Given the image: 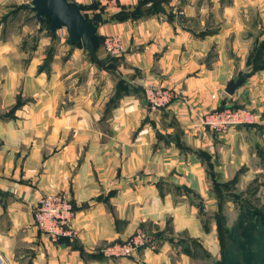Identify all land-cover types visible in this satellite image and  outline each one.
Listing matches in <instances>:
<instances>
[{"label":"crops","instance_id":"crops-1","mask_svg":"<svg viewBox=\"0 0 264 264\" xmlns=\"http://www.w3.org/2000/svg\"><path fill=\"white\" fill-rule=\"evenodd\" d=\"M27 1L0 0V264H204L192 238L212 264L214 225L204 230L199 203L216 201L214 180L241 165L249 174L257 129L256 170L264 174V66L252 65L264 62V0H73L98 37L118 33L125 49L98 64L101 85L90 76L67 93L61 80L76 72L69 68L89 61L64 41L65 29L54 33L48 65L43 30L31 50L27 21L19 35H4L10 11ZM145 82L181 86L185 95L149 110ZM232 104L251 108L256 124L218 131L201 122L203 112ZM53 191L66 192L75 209L74 234L55 241L33 216L39 196ZM137 229L151 243L130 255L104 253Z\"/></svg>","mask_w":264,"mask_h":264},{"label":"rangeland","instance_id":"rangeland-1","mask_svg":"<svg viewBox=\"0 0 264 264\" xmlns=\"http://www.w3.org/2000/svg\"><path fill=\"white\" fill-rule=\"evenodd\" d=\"M27 4H30V0L27 1ZM17 12L14 11V14L16 13V15H13L15 16L13 19L14 21L12 20L11 22H9V25L4 24L6 28V30H4V35L8 36L9 34L11 35L14 33L16 34V36L19 35L20 31L18 27L23 22L27 21L28 28L26 30V37L27 39L30 38V40L32 41L29 43L28 49L31 50L33 48L35 38L38 37V35L43 30L44 34L50 35V42L46 45L44 51L47 55L53 52L58 42L57 39L60 38V35L58 36V38L54 37V35H51V31L48 27V19L46 17H43V22H40L34 17L33 12L30 10H20L19 13ZM58 28H63L65 29V31H67L65 26H60ZM57 29L53 33H56ZM63 39L66 42L68 40V34L67 36H63ZM80 46L83 48L82 50L85 58H87L89 62H87L86 65H84V62L82 60L76 62V66H72L71 68H69V70H76V72L73 74L74 77L63 79L60 78L62 79L61 84H63L66 93L68 89L69 91H73L74 89H78V87L84 85L87 77H92H90L89 79H91L92 83H94L95 88L101 85L102 81H104L105 79L104 72L98 70L99 63L89 55L82 43ZM29 50L28 55L30 52ZM97 50L100 51V53H104L105 58H109V55L106 54L103 46L100 47V50L98 47ZM61 60L63 64H66V62H64V59ZM48 64L49 61L46 62V65ZM64 67L66 68V66ZM47 69H49V66H47ZM93 77H95L96 80H99V82H93ZM60 102L67 105L70 102V96L65 94V96L61 97ZM252 124H256V120L251 123H241L240 126L247 127L248 125ZM257 130L253 132L250 138V143L255 142L253 144V147L256 151V156H253L249 161L251 165L249 174H246L244 165H241L237 168L232 177L224 179L219 178V180H217L219 185L213 184L212 186V191L214 194V198H216V201L211 202L210 199H207L206 207L202 211L203 228L205 231H208L210 230L211 226L214 225L213 229L215 230V239L218 244V253L217 256L213 257L212 264H216L221 260L228 264H230L232 261H235V259H232L230 255L226 256L225 254L223 257L222 253H220L221 243L218 239V231L220 232V240L223 242L224 246H226L228 242H231V237L232 239L234 238V241L236 243L245 242V244H247L243 249L245 258L248 257V251H252L250 245H252L253 243L257 244V248H255L254 250V260H256L257 262H264V246H260L261 244L257 243L260 241V239L258 233H256L258 231V228L257 226H255L259 223L256 218L260 217L264 212V188L262 187L264 185L260 184V179H264V174L256 170L257 164H259V161L261 162L259 158L260 151L257 136L259 135L260 131ZM146 233L150 237V240L147 241V243H151L152 237L148 232ZM254 233L256 234V238L253 236ZM192 244L196 249L198 247H201L200 250H203V254L207 256L204 264L208 263L211 257L209 250H206L198 240H196L195 244ZM198 252L199 250L196 253L198 254Z\"/></svg>","mask_w":264,"mask_h":264},{"label":"built area","instance_id":"built-area-1","mask_svg":"<svg viewBox=\"0 0 264 264\" xmlns=\"http://www.w3.org/2000/svg\"><path fill=\"white\" fill-rule=\"evenodd\" d=\"M108 2L115 3L116 0ZM101 44L110 55H119L125 49L123 39L118 33H105L102 35ZM141 87L145 108L149 110L168 107L185 95V89L181 86L171 87L145 82ZM255 119V112L246 106H224L200 115L202 123L218 131L236 124L251 123ZM74 214V205L68 194L64 191H53L44 192L39 196L33 216L38 228L55 241L61 235L71 237L74 234ZM149 240L150 237L143 229H137L127 239L105 246L103 251L107 255H130Z\"/></svg>","mask_w":264,"mask_h":264},{"label":"water","instance_id":"water-1","mask_svg":"<svg viewBox=\"0 0 264 264\" xmlns=\"http://www.w3.org/2000/svg\"><path fill=\"white\" fill-rule=\"evenodd\" d=\"M29 8L34 11L38 21L50 17L49 29L54 32L58 27L65 26L70 43L81 42L87 52L94 54L100 41L97 34L98 25L88 20L82 13V5L73 0H30ZM157 10L165 13L161 4ZM243 76L230 78L225 84V92L231 94L235 87L242 83ZM205 203L199 205V211L204 210Z\"/></svg>","mask_w":264,"mask_h":264},{"label":"trees","instance_id":"trees-1","mask_svg":"<svg viewBox=\"0 0 264 264\" xmlns=\"http://www.w3.org/2000/svg\"><path fill=\"white\" fill-rule=\"evenodd\" d=\"M156 6L157 5H155V8H156ZM21 9H25V10H30V11H32L33 12V15H34V11L33 10H31L30 8H29V5L27 4V3H22L21 5H17L16 7H14L11 11H10V13L12 14H10V13H8V14H6V16L7 15H11V16H13V15H15L14 14V11L15 12H19V10H21ZM157 9V8H156ZM17 12V13H18ZM34 17H35V15H34ZM36 18V17H35ZM47 19H48V27H49V21H50V17H46ZM37 19V18H36ZM89 20V19H88ZM43 22V21H42ZM95 23V22H94ZM50 30V29H49ZM51 35H54V33L51 31ZM68 41H69V38H68ZM99 41H100V44H101V42H102V36H99ZM71 44H73V45H75V46H80L81 45V42H74V43H71ZM99 44V45H100ZM99 47V46H98ZM98 47H96L95 48V53L94 54H91V53H89V55L91 56V57H93L98 63H103V62H106L107 60H110V58H112V57H114V55H110L109 53H107L106 52V54L107 55H109V58H105V55L103 56V57H101V58H99V56L97 55V53H96V50L98 49ZM256 54H258L257 52H256V50L254 51ZM256 54H253V57L256 55ZM51 55H52V52L51 53H49V55H47L46 54V57H45V61H44V65H45V63L46 62H48L49 60H50V58H51ZM252 57V58H253ZM262 57H260V60H261V62H259V63H257V61H255L256 59H255V57L253 58V61H252V65L254 66V67H256V66H264V62H262V59H261ZM40 68H41V66H40ZM140 89L142 90V87L140 86ZM18 102V101H17ZM229 106H238V105H234V104H232V105H229ZM222 107H224V106H221V107H219V108H222ZM210 174V176H213L214 174H213V172H210L209 173ZM213 184L214 185H219L218 184V182H217V179L216 180H214L213 181ZM217 187V186H216ZM256 220L259 222L257 225H255V226H257V228H258V231L256 232V233H258V235H259V239H260V241L259 242H257V243H260L261 245L260 246H264V212H263V214L260 216V217H257L256 218ZM228 235H229V233H228ZM232 236H233V234H232ZM254 237L256 236V234L254 233V235H253ZM61 238H63V235H61V236H59L58 237V240L59 239H61ZM256 238V237H255ZM218 239H219V241H220V243H221V252L220 253H222V256L224 257V255L226 254V256H229L230 255V257L232 258V259H235V261H232L230 264H264V262L262 261V262H257L256 260H254V250H255V248H257V244H252V245H250V248L252 249V251H248V257L247 258H245V255H244V253H243V249H244V247H246V245L247 244H245V242H239V243H236L235 241H234V238L232 239V237H231V242L229 243H227V245L226 246H224L223 245V242L220 240L221 239V235H220V232L218 231ZM191 242L192 243H194L195 244V242H196V240L194 239V238H192L191 239ZM144 245V244H143ZM242 247V248H241ZM185 250H188L187 249V247H185L184 248ZM216 262V261H215ZM218 264H228V263H226V262H223L222 260L220 261V262H217ZM216 263V264H217Z\"/></svg>","mask_w":264,"mask_h":264}]
</instances>
